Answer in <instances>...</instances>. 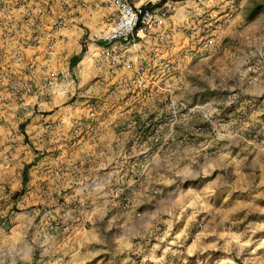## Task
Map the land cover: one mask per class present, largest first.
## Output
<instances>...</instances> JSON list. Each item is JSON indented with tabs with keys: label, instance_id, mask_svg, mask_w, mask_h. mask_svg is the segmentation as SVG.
I'll return each mask as SVG.
<instances>
[{
	"label": "rangeland",
	"instance_id": "374dc122",
	"mask_svg": "<svg viewBox=\"0 0 264 264\" xmlns=\"http://www.w3.org/2000/svg\"><path fill=\"white\" fill-rule=\"evenodd\" d=\"M152 1L164 15L127 47L133 66L98 64L99 49L88 56L90 75L81 63L51 68L55 37L39 42L33 17L8 19L0 4V172L21 176L9 210L39 173L102 180L97 200L38 188L58 208L45 234L78 222L81 233L46 262L50 251L26 229L25 242L5 247L8 264H264V0H185L173 25L164 2L180 0ZM76 29L80 60L101 35ZM27 113L77 116L28 128ZM101 126L122 141L99 146L102 163L85 146Z\"/></svg>",
	"mask_w": 264,
	"mask_h": 264
},
{
	"label": "crops",
	"instance_id": "0c3cea01",
	"mask_svg": "<svg viewBox=\"0 0 264 264\" xmlns=\"http://www.w3.org/2000/svg\"><path fill=\"white\" fill-rule=\"evenodd\" d=\"M85 6L80 7L78 5V0H16L13 5L12 0H0L2 5L1 12L3 15L10 9L16 14L17 17H21L20 10L26 8L30 11L31 16H33L35 21L36 37L39 42L43 41L48 35L55 37V52L52 53L50 60V67L62 69L64 68L65 63L69 64V60L72 56L80 52V47L77 45L76 39L79 36V33L76 29V23L85 24L87 27L91 28L89 36L92 35H104L105 29L102 27L103 24V15L106 12L110 11V7L106 4L105 0H84ZM133 2L136 6H142L146 3H153L152 0H128ZM184 1V2H183ZM62 2V6H60ZM178 5H172L168 2H164L169 7V14L166 16V24H175L178 23L186 15L185 5H190V3L185 0L178 1ZM172 3V2H171ZM58 16L64 17V25L55 31L54 33L49 32V26ZM18 42L22 44L23 37L18 36ZM15 45V42L12 41ZM102 44H95L90 42L84 55L80 60H76V67H79L81 63V68L83 73L85 68H87V74L89 70L93 71V66H91L88 56L96 53L101 48ZM23 48V47H22ZM31 47L23 48L24 57H27L31 50ZM132 48V47H130ZM128 47V49H130ZM90 69H89V68ZM79 70V68H78ZM86 72V71H85ZM29 114V113H27ZM76 113H30L27 118L29 120L26 123V127L30 128L32 125L35 127L36 123L40 122L45 118L60 117L65 121L73 119L76 117ZM40 125H38L39 127ZM37 127V128H38ZM6 126L3 124L0 126V134L4 132ZM41 128V127H39ZM67 128V127H66ZM99 137L94 142L87 143L86 149L90 153H94V158L100 160L105 158L102 154L101 148L99 146H104L107 143L114 142L116 145L120 144L121 135L120 132H117V136H113L114 128L113 127H99ZM107 135V136H105ZM48 148L50 145L54 144V139L49 137ZM84 146V147H85ZM100 151V152H99ZM40 167V161L35 165ZM20 173L10 176L7 170L0 172V264H8L10 257L4 253L5 247L9 245H17L19 243L25 242V231L26 229L32 228L33 230V239L38 240L41 245H43L51 255H49L46 262H54L53 253L62 252L64 248V243L66 238L72 237L81 233V226L79 222L76 226H69V228L64 232L54 231L52 234H45L46 222L49 218H53L54 214L51 211L58 209L53 205L51 200L45 196L38 194L37 189L40 187H45L46 191L51 193L53 191L66 190V193H63L66 197H75L77 195L86 194L90 195L94 200H97L99 196L98 189L102 183L101 176L97 173L90 174H72L70 176L64 177L58 183L54 180V177L39 173L36 176H33L32 181L29 179L28 183L32 184V188L26 192L28 196H25L21 199V204L19 205L18 211H10V202H9V192L10 190L16 189L20 184ZM9 183L8 189L7 184ZM36 193H35V191ZM37 203H45V206H48L47 210L42 207V205H37ZM48 204V205H47ZM52 207V208H51ZM97 208H92L91 211L94 213L97 212ZM92 212V213H93ZM69 213V210L67 211ZM91 213V214H92ZM90 214V216H91ZM94 217L91 216V221H94ZM71 218V217H70ZM72 220V219H70ZM91 228L88 227V229ZM84 229V228H83ZM73 230V231H72ZM72 231V233H71ZM78 232V234H77ZM69 233V234H66ZM57 262L60 261V258H56Z\"/></svg>",
	"mask_w": 264,
	"mask_h": 264
},
{
	"label": "built area",
	"instance_id": "2783aa9c",
	"mask_svg": "<svg viewBox=\"0 0 264 264\" xmlns=\"http://www.w3.org/2000/svg\"><path fill=\"white\" fill-rule=\"evenodd\" d=\"M106 4L110 7V11L104 18L106 27L105 33L100 38L102 44L100 52L96 57V63L108 64L110 67L131 68L133 66L127 53V47L136 42L139 38V33H147L148 29L154 25L164 12L159 8L136 6L133 2L128 0H105ZM62 6V2L59 3ZM151 5L153 3H150ZM80 7L85 6L84 0H78ZM21 19L32 18L31 13L26 8L20 10ZM8 19L11 18V10H8ZM17 21L16 26L20 25ZM19 22V24H18ZM64 23V17L58 16L52 22L51 30L58 31ZM9 32L3 31L1 38L2 44L6 43L4 40L8 38ZM50 38L45 45V48L52 49L55 40ZM33 40V38L31 39ZM30 40V41H31Z\"/></svg>",
	"mask_w": 264,
	"mask_h": 264
},
{
	"label": "trees",
	"instance_id": "16d2710c",
	"mask_svg": "<svg viewBox=\"0 0 264 264\" xmlns=\"http://www.w3.org/2000/svg\"><path fill=\"white\" fill-rule=\"evenodd\" d=\"M161 1H163V0H160V2ZM145 7H153L154 5H151L150 3H146L145 5H144ZM82 51V50H81ZM81 53V52H80ZM78 59V57L77 56H72L71 58H70V60H69V64L71 65V64H74L75 63V61Z\"/></svg>",
	"mask_w": 264,
	"mask_h": 264
}]
</instances>
